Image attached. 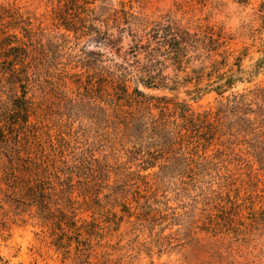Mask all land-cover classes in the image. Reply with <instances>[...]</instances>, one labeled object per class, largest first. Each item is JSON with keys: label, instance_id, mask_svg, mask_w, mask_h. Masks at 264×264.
Instances as JSON below:
<instances>
[{"label": "trees", "instance_id": "trees-1", "mask_svg": "<svg viewBox=\"0 0 264 264\" xmlns=\"http://www.w3.org/2000/svg\"><path fill=\"white\" fill-rule=\"evenodd\" d=\"M131 1L58 0L63 13L56 18L57 29L63 32L45 44L33 43L17 25L9 29L21 37L0 33L3 201L15 209L36 207L41 218L68 236L66 243L93 234L94 224H79L76 213L84 206L94 213L100 195L116 200L132 190L138 216L148 221L160 193L213 183L222 178L224 162H243L246 155L263 164L258 157L264 159V91L232 90L249 82L264 59L254 71H245L242 54L229 51L231 33L210 24H182L170 14L140 16L125 7ZM231 1L250 5V0ZM0 15L8 24L16 21L8 12ZM238 34L264 56V0ZM87 44L95 50H87ZM59 71L64 77L58 83L74 87L73 96L58 102L63 115L70 123L90 124L95 139L85 140L86 149L73 155L64 156L61 146L56 159L32 151L30 119L36 113L33 90L58 80ZM179 92L191 100L213 93L218 101L214 110L196 113L168 96ZM102 135L105 150L94 158L93 144ZM210 186H202L201 193L213 195Z\"/></svg>", "mask_w": 264, "mask_h": 264}, {"label": "rangeland", "instance_id": "rangeland-1", "mask_svg": "<svg viewBox=\"0 0 264 264\" xmlns=\"http://www.w3.org/2000/svg\"><path fill=\"white\" fill-rule=\"evenodd\" d=\"M260 1L250 0V5L243 7L231 0H132L125 7L150 19L170 14L182 24L220 27L233 35L229 51L234 56L242 54V68L250 72L264 56L256 43L239 36L238 29L250 19L252 8ZM110 2L116 5V0ZM62 11L58 0H0V14L8 12L16 18L9 24V19H0L1 36L21 37L18 30L9 29L17 25L27 30L33 43L45 44L63 32L57 29L56 19ZM82 45L83 42L79 46ZM86 49L95 50L93 44H87ZM58 75L60 78L52 85L33 90L36 113L30 119L32 151L56 159L61 146L64 156L73 155L86 149L85 140L95 139L90 124L70 123L63 115L58 102L63 95L73 96L74 87L60 85L64 73L59 71ZM139 88L147 94H162ZM244 89L264 91V63L249 82L237 85L232 92ZM168 96H176L196 113L214 110L218 101L213 93L196 100L182 92ZM102 138L93 144L94 158L99 150H105L102 144L107 137ZM243 158V162L230 165L224 162L222 178L210 182L213 195L200 191L208 183L189 187L188 191L160 193L151 202L156 213L148 221L138 216L141 208L131 200L132 190L116 200L107 201L100 195L99 206L91 207L94 213L86 206L76 213L79 224L95 226L92 235L81 233L77 244L72 237V241L64 242L68 236L55 229L51 220L41 218L36 207L15 209L5 204V187L0 183V264H264V159L258 157L263 160L259 166L252 156Z\"/></svg>", "mask_w": 264, "mask_h": 264}]
</instances>
